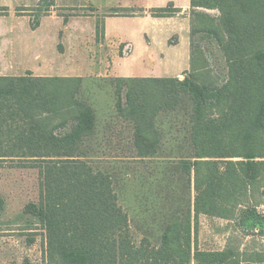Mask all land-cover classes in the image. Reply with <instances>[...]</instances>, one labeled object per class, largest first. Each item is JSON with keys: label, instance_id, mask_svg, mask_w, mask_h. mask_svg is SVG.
<instances>
[{"label": "trees", "instance_id": "trees-1", "mask_svg": "<svg viewBox=\"0 0 264 264\" xmlns=\"http://www.w3.org/2000/svg\"><path fill=\"white\" fill-rule=\"evenodd\" d=\"M189 15L190 75L110 79L114 116L104 133L82 78L0 76V165L37 171L38 200L26 211L42 225L46 264H264L254 246L202 251L192 242L200 216L264 236V0H189ZM95 30L102 36V23ZM197 35L222 54L224 81L208 76ZM112 140L125 148L114 151ZM100 163L167 170L155 195L169 206L157 244L137 238Z\"/></svg>", "mask_w": 264, "mask_h": 264}, {"label": "rangeland", "instance_id": "rangeland-1", "mask_svg": "<svg viewBox=\"0 0 264 264\" xmlns=\"http://www.w3.org/2000/svg\"><path fill=\"white\" fill-rule=\"evenodd\" d=\"M120 2L133 3L134 6L147 4L152 8L168 7L169 11L181 7L180 13L174 16L178 18L172 22L177 23L181 36L183 35L185 40L188 39V47L182 42L179 48L187 57L181 63L186 70L158 69L152 54L150 69L147 71L155 76L177 74L176 78L179 80H183L185 74L190 75L189 0ZM113 6H110L108 0H0V17H6L10 29L8 46H0V51H3L0 53L1 72L19 76L29 73L27 69L43 68L47 69L49 74H59L64 72L66 66L72 64L81 74L84 72L85 75L81 76L82 96L97 113L99 131L106 132V126L112 122L111 116H114L115 88L110 78L104 77L105 67L96 73H93V70L87 73L86 67L110 61L112 56L130 57V54H123L117 48H113L115 55H112V48L106 46L99 52V33H96L95 29L94 33L90 30L93 27L92 20L95 28V25L101 22L97 17H103ZM149 10L133 8L129 12L142 14L145 11L146 15L150 16ZM209 13L216 15L214 11ZM173 25L169 26L168 31L169 45L178 40L176 35L171 34L175 28ZM76 31H81L83 35ZM193 42L203 53L208 76L224 81L225 62L215 43L204 35L195 36ZM143 56L138 54L137 58L130 59L136 62ZM146 59H149V55ZM174 124L177 125V121ZM168 125V122L165 123L166 127ZM112 126L119 130L124 125L115 122ZM99 140L101 141L100 136ZM125 144L124 141L118 146L116 140H112L110 148L114 151L121 147L124 149ZM98 167L108 170L115 177L119 202L131 219L137 238L142 235L152 244H157L169 206L159 203L155 195L163 189H159V186L164 184L161 179L167 170L163 165L148 163H100ZM179 184L177 179H172L173 187ZM176 192H179V189H176ZM258 198L256 195L257 200ZM37 200L36 170L9 164L0 165V264H46L45 234L42 225L36 217L26 211V207ZM260 201L262 204L257 207V211L264 215V197H261ZM229 241L237 242L241 247L254 246L264 250V236L245 235L236 227L235 221L200 216L193 226L192 242L199 250L221 251Z\"/></svg>", "mask_w": 264, "mask_h": 264}, {"label": "crops", "instance_id": "crops-1", "mask_svg": "<svg viewBox=\"0 0 264 264\" xmlns=\"http://www.w3.org/2000/svg\"><path fill=\"white\" fill-rule=\"evenodd\" d=\"M108 3L110 6H114L110 8L108 13L103 14V17H97L100 19L103 29L102 36L99 35V41L97 42L98 51L101 52V48H104L105 46L107 48H112V50L113 48H117L121 50L123 54H130V57L112 56L110 61L108 60L104 63L100 62L98 65L86 67L88 71L87 73H91L90 70H93L95 71L93 73H96L105 67L104 77L110 79L177 77V74L165 76L151 75L147 70L150 69L149 64H151L150 60H152V54H154V62L157 66H159L158 69L170 71L186 70L185 66H181V63L184 62L186 56L183 54L184 51L179 48H181L180 45L182 42L188 47V39L185 40V38L182 37L183 35L181 36L177 23L175 24L172 22V20L177 19L178 17L154 18L146 15L145 11H143L142 14L129 12L133 8H140L144 10L151 9L152 7L147 4H144L143 6H134L133 3H121L120 0H108ZM180 8L181 7H178L177 9ZM92 22L93 27H91L90 30L91 33H94V20H92ZM172 25L175 26V28H172L173 32H171V34L176 35L178 40L176 43L169 45L167 42L170 37L168 31L169 26ZM76 32L83 35L81 31ZM9 33L10 29L6 23V17H0V46H8L7 38L9 37ZM76 36H78L77 33ZM2 52L3 51H0V53ZM138 54H142V56H144L140 60H136V62L130 59L137 58L136 55ZM112 55H115L114 50L112 51ZM148 55L149 59H146ZM67 69H70V71H67ZM46 70L47 69L43 68H36L34 70L27 69V71L35 77L82 78L81 76L85 75L84 72L81 74L79 69L74 67L72 64L66 66L64 72L59 74H49ZM0 76L17 75L7 72L2 73L0 69Z\"/></svg>", "mask_w": 264, "mask_h": 264}]
</instances>
